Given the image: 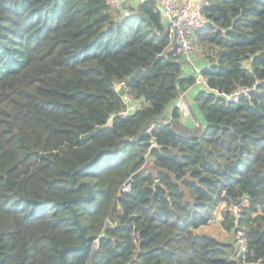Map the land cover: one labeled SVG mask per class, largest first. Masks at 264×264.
<instances>
[{
    "label": "trees",
    "instance_id": "trees-1",
    "mask_svg": "<svg viewBox=\"0 0 264 264\" xmlns=\"http://www.w3.org/2000/svg\"><path fill=\"white\" fill-rule=\"evenodd\" d=\"M158 7L0 0V264L79 246L67 202L85 183L91 201L72 207L87 246L66 264H264V0L200 9L191 127L175 104L197 75ZM219 208L229 241L198 231Z\"/></svg>",
    "mask_w": 264,
    "mask_h": 264
},
{
    "label": "built area",
    "instance_id": "built-area-1",
    "mask_svg": "<svg viewBox=\"0 0 264 264\" xmlns=\"http://www.w3.org/2000/svg\"><path fill=\"white\" fill-rule=\"evenodd\" d=\"M190 1L191 0H186L185 5L181 7L175 0H161L164 17L167 20L165 32L170 39L169 49L175 51L178 58L183 59L185 65H189L193 73L197 75L199 71L195 73V61H193L195 51L193 34L204 25L199 11L207 0H200L199 6L195 9L190 8ZM106 2L113 8H118L121 5L118 0H106ZM121 85L122 84L114 86L116 91H118ZM196 86H205L204 81L199 74L196 76ZM246 92V89H241L231 95L224 96V98L227 101H236L241 95H245ZM124 98L126 103L132 102L126 94ZM176 108L179 109L184 116L189 115L188 105L184 96H181L176 102ZM129 188V184H125L122 188V192H127ZM108 223L111 225L110 222ZM238 235V239L242 243V240L244 239L243 235L242 233H239Z\"/></svg>",
    "mask_w": 264,
    "mask_h": 264
},
{
    "label": "crops",
    "instance_id": "crops-1",
    "mask_svg": "<svg viewBox=\"0 0 264 264\" xmlns=\"http://www.w3.org/2000/svg\"><path fill=\"white\" fill-rule=\"evenodd\" d=\"M144 1H147V0H118L119 4L121 3H127L131 6H137L138 4L144 2ZM157 3H158V6L162 8V2L161 0H155ZM176 3L179 5V6H184L185 5V2L186 0H175ZM199 3H200V0H191L190 1V8L191 9H195L199 6ZM163 20H164V24L165 26H167V20L165 19V17H162ZM185 64V63H184ZM195 64V73L200 71L201 69L205 68L206 67V63L202 60H200L199 58H197L194 62ZM184 73L186 75H193V71L192 69L189 67V65H185V68H184ZM200 86H196L192 89H199ZM204 87H201V89H203ZM192 89H189L188 92L186 94H184V98L187 100V103H188V106H189V115L188 116H184L185 117V124L187 126H193L196 122H197V119H196V116L195 114L193 113V109H194V103H193V96H192ZM138 106V103H135V102H130L128 103V110L131 111V110H134L136 109ZM194 119L196 120V122H194Z\"/></svg>",
    "mask_w": 264,
    "mask_h": 264
},
{
    "label": "water",
    "instance_id": "water-1",
    "mask_svg": "<svg viewBox=\"0 0 264 264\" xmlns=\"http://www.w3.org/2000/svg\"><path fill=\"white\" fill-rule=\"evenodd\" d=\"M158 10H159L161 16L164 17V10L161 7H158ZM165 57H166V55H165ZM117 93H118V95L120 97H124L125 94H126L125 87L123 85H121L119 87ZM90 164L91 163L87 164L85 166V168L88 167ZM70 183H71V185L73 183L72 182V176L70 177ZM83 185H85V186L88 187V194H87V196L86 197H78V196H76V197L70 199L67 202V208L69 209V211L71 213V216H72V219H73V221H74V223H75V225H76V227L78 229L79 236H80V239H81V244L79 246H77V247H67V248H64L63 250H61L60 253H59V263L60 264H66V254L67 253H70V252H84L85 249H86V246H87L88 239L84 236L82 226H81L80 222L77 219L75 210L72 207V202H74V201H84V202L91 201V199H92V190H91V188H90V186L88 184H86V183L85 184H81L78 187H73V185H72V188L74 190H78ZM157 186H159L158 183H156V187Z\"/></svg>",
    "mask_w": 264,
    "mask_h": 264
},
{
    "label": "rangeland",
    "instance_id": "rangeland-1",
    "mask_svg": "<svg viewBox=\"0 0 264 264\" xmlns=\"http://www.w3.org/2000/svg\"><path fill=\"white\" fill-rule=\"evenodd\" d=\"M197 51L195 49L194 51V58H193V61H195L197 58H198V55H197ZM181 63L183 64V67L185 68V64H184V61L183 59H180ZM185 74V73H184ZM186 75V74H185ZM198 92V89H192V96L194 97V95H196ZM197 122L196 120L194 119V122H196L195 124H199L201 125L202 124V120L200 117H197ZM203 125V124H202ZM221 210L222 208L218 209L216 211V214H215V217H214V220L213 222L211 223V225L207 226V227H203L201 228L200 230H198L199 232L201 233H205V234H208L210 236H213L221 241H229L230 238L232 237L233 233L232 231L231 232H226L224 230V228L222 227L221 225V221L223 220L222 219V213H221ZM237 236V235H236ZM238 238V237H237ZM241 242L239 243V241H237V246H241Z\"/></svg>",
    "mask_w": 264,
    "mask_h": 264
},
{
    "label": "bare ground",
    "instance_id": "bare-ground-1",
    "mask_svg": "<svg viewBox=\"0 0 264 264\" xmlns=\"http://www.w3.org/2000/svg\"><path fill=\"white\" fill-rule=\"evenodd\" d=\"M188 105V104H187ZM175 107H176V104H175Z\"/></svg>",
    "mask_w": 264,
    "mask_h": 264
}]
</instances>
